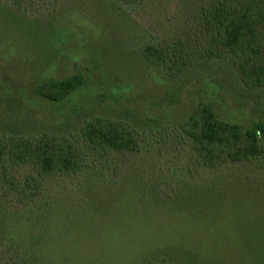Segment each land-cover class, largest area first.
<instances>
[{
  "label": "rangeland",
  "instance_id": "obj_1",
  "mask_svg": "<svg viewBox=\"0 0 264 264\" xmlns=\"http://www.w3.org/2000/svg\"><path fill=\"white\" fill-rule=\"evenodd\" d=\"M207 1L27 0L18 17L0 9V137L44 131L70 136L82 165L77 174L42 181L41 196L49 204H37H54L52 209L8 221L41 261L141 264L150 251L153 262L171 254L167 264L171 258L264 264V157L212 169L197 160L179 129L194 99L242 126L264 121V88L245 89L231 64L208 60L186 71L172 89L138 51L144 43L194 47L198 13ZM75 74L84 83L61 101L35 93L47 79ZM210 80L216 97L204 91ZM170 92L177 94L175 102H168ZM92 118L131 123L136 150H91L76 132ZM29 172L26 166L9 174L21 183ZM246 174L250 181L218 191ZM81 180L114 186L112 209L99 212L83 203ZM209 185L218 193L194 197Z\"/></svg>",
  "mask_w": 264,
  "mask_h": 264
},
{
  "label": "trees",
  "instance_id": "obj_2",
  "mask_svg": "<svg viewBox=\"0 0 264 264\" xmlns=\"http://www.w3.org/2000/svg\"><path fill=\"white\" fill-rule=\"evenodd\" d=\"M137 1L141 0H121L123 4ZM0 2V9L16 17L26 13L27 0ZM193 41L194 47L188 50L179 47L171 50L173 46L144 43L138 51L146 65L164 77L162 84H169L172 89L177 87L178 80L186 71L208 60H223L231 64L245 89L264 88V0H208L198 13ZM83 83L81 74L47 79L35 88V93L46 100L58 102ZM179 83L180 86L182 82ZM207 85L204 91L216 97L213 90L215 83L210 80ZM167 95L168 102H175L176 93ZM192 104L179 129L190 139L198 161L216 169L221 165L251 162L264 157L263 120L246 127L220 118L209 102L196 103L194 99ZM161 105L158 103V106ZM135 131V127L125 120L92 118L83 121L76 133L77 139L91 150L124 152L136 150ZM26 166L31 173L26 174L21 183L9 174L10 169ZM81 167L76 144L70 136L44 131L39 135L0 137V264H49L46 260L41 261L42 256L35 246L18 238L16 232L9 228L8 221L11 217L38 216L52 209L54 204L46 208L37 204L45 199L41 196L42 181L57 174L72 176L81 171ZM249 175L227 180L218 191H225L237 182L250 181ZM78 185L82 202L99 212L101 208L105 212L109 207L112 209L111 204L113 206L118 199L114 186L111 188L106 183L101 185L100 182L81 180ZM107 187L111 189L108 192L105 190ZM208 187L197 189L194 197L197 193H218L211 191V185ZM43 202L49 204L48 201ZM146 253L139 260L141 264H167L171 256L166 253L161 261L153 262L150 251ZM170 261L169 264L184 263H176L172 258Z\"/></svg>",
  "mask_w": 264,
  "mask_h": 264
}]
</instances>
